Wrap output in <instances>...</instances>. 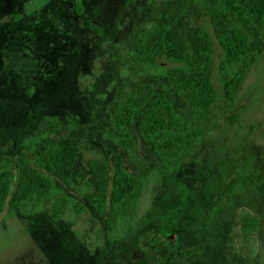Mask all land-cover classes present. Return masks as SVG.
<instances>
[{
  "label": "rangeland",
  "instance_id": "374dc122",
  "mask_svg": "<svg viewBox=\"0 0 264 264\" xmlns=\"http://www.w3.org/2000/svg\"><path fill=\"white\" fill-rule=\"evenodd\" d=\"M80 1L81 11L75 0H45L36 8L29 0H0V157L9 156L15 172L21 157L38 165L35 155L56 138L72 137L80 147L71 183L57 182L58 192L69 197L64 216L53 218L47 201L18 208L6 202L0 210V264H164L172 251V264H262L264 180L243 181L228 200L222 197L202 249L189 256L181 251L200 241L203 218L231 177L264 171V56L251 67L236 102L220 95L213 108L196 112L161 73L160 66L171 62L157 57L143 67L127 52L161 0ZM201 6L192 0L187 8L193 23L203 22ZM219 55L216 43V61ZM146 84L156 95L165 92L181 119L204 132L176 163L157 157L156 141L139 135L137 119L124 128L115 122L121 88ZM55 121L63 125L40 134ZM127 133L134 154L117 142ZM32 136H40L34 152L26 148ZM115 152L145 181L139 216L125 226L111 221L110 207L99 214L84 199L93 188L86 161L110 162ZM242 208L260 222L249 259L238 231Z\"/></svg>",
  "mask_w": 264,
  "mask_h": 264
},
{
  "label": "trees",
  "instance_id": "16d2710c",
  "mask_svg": "<svg viewBox=\"0 0 264 264\" xmlns=\"http://www.w3.org/2000/svg\"><path fill=\"white\" fill-rule=\"evenodd\" d=\"M44 1L29 0L27 5L36 8ZM75 1L81 11V1ZM191 1L158 2L152 16L140 26L137 38L128 46L127 52L134 64L143 67L152 65L157 57L171 62L160 66L161 73L175 84L191 110L206 112L215 106L220 95L228 102H236L251 67L264 56V0H201L202 23H193L186 15ZM15 17L20 18L18 15ZM88 26L97 34L102 33L96 24L89 23ZM216 43L220 48L217 61ZM121 89L124 99L114 116L118 126L124 128L137 119L139 135L147 141H156L155 154L164 163H176L194 151L204 132L181 119L165 92L156 95L150 84L129 91ZM62 125L58 121L48 123L40 134L53 133ZM39 140L40 136L30 137L26 148L34 152ZM117 142L125 147L127 153H135L130 134L117 138ZM79 148V143L72 137L56 138L35 155L38 165L27 157H21L15 172L11 168L12 159L0 157V210L6 202L11 208H18L47 201L46 210L53 218L64 216L69 197L58 192L57 182L71 183ZM86 166L93 188L84 193V199L95 211L100 214L110 207L111 221L122 226L137 219L145 181L126 169L122 154L115 152L110 162L99 157L90 158ZM263 180L264 171L231 177L203 218L200 241L181 253L189 256L202 249L207 241L209 219L222 197L228 200L243 181ZM51 195L53 197L48 200ZM238 222L246 257L253 258L259 218L242 208ZM175 256V252H170L164 258V264H172Z\"/></svg>",
  "mask_w": 264,
  "mask_h": 264
}]
</instances>
